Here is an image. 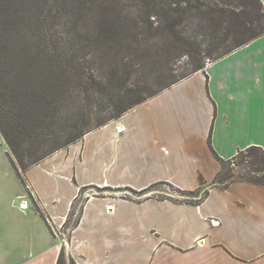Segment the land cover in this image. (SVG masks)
I'll return each instance as SVG.
<instances>
[{
  "label": "crops",
  "instance_id": "obj_1",
  "mask_svg": "<svg viewBox=\"0 0 264 264\" xmlns=\"http://www.w3.org/2000/svg\"><path fill=\"white\" fill-rule=\"evenodd\" d=\"M249 147L264 151V34L29 167L24 185L0 134V264H56L50 223L88 188L142 197L89 199L78 264H264V185L227 180Z\"/></svg>",
  "mask_w": 264,
  "mask_h": 264
},
{
  "label": "trees",
  "instance_id": "obj_2",
  "mask_svg": "<svg viewBox=\"0 0 264 264\" xmlns=\"http://www.w3.org/2000/svg\"><path fill=\"white\" fill-rule=\"evenodd\" d=\"M9 27L26 32L34 55L9 72L0 49V134L24 185L29 167L204 69L205 57L217 61L262 36L264 9L259 0H0V47ZM151 39L161 70L158 89L144 96L132 78ZM182 57L193 66L175 79L164 65ZM242 153L251 175L237 180L264 185V151L249 147L229 164Z\"/></svg>",
  "mask_w": 264,
  "mask_h": 264
},
{
  "label": "rangeland",
  "instance_id": "obj_3",
  "mask_svg": "<svg viewBox=\"0 0 264 264\" xmlns=\"http://www.w3.org/2000/svg\"><path fill=\"white\" fill-rule=\"evenodd\" d=\"M244 1L247 2L249 0H244ZM187 24H189L188 27L192 25L190 20L187 22ZM245 31L246 30H244L243 32H241V31L238 32L239 38L242 39V37H245L248 35V33H246L248 31H246V32ZM249 33H250V31H249ZM3 39H5V43L0 47V49L3 48L5 50L2 53L1 59H3L6 62V66H7L6 69L9 72L18 71L21 68V66L23 65L24 60L27 59V57H34L33 48L29 45L30 44L29 38L27 37L26 32L24 30L22 31L21 28L13 29V28L9 27L8 30L5 31V37ZM202 40H204V38H202ZM198 41H199V38H198ZM206 43L208 44V40L206 41ZM157 48H158V45L155 44V41L152 39L146 43L143 50L146 51L145 57H146L147 61L144 62V64L142 66L137 67L138 71H137V73L134 74V76L132 78L133 84H135L139 81H140L139 83H142V84H140V86H142V87L144 86V88H143L144 92H142V94L144 96L146 95V92H145L146 89H149L152 91H155L158 89V87H157V85H158L157 84L158 83L157 82L158 81V71L161 69H160V67H158L159 65L156 64L157 60L152 57V52H154V50H156ZM203 49H205V48H203ZM148 54H149V56H147ZM145 57H144L143 61L145 60ZM215 58H216V54L214 53L212 57H205L203 59V62L205 65L208 63L210 64L213 61H215ZM190 59L191 58H188V57L187 58L182 57L180 60H178L176 62L173 61L171 63V61H169L166 65H164V69H167L168 70V71L166 70L167 73L170 75L173 74L174 78L176 79L177 76L186 74L192 68L193 63L191 62L192 59L191 60ZM138 60H140V58L137 59V61ZM140 61L143 62L142 60H140ZM136 62H134V64ZM94 74H96V73H94ZM95 110H97V109H91V108L89 109V111L92 113V117L97 115V112ZM86 113L89 114V112H86ZM107 113H105V115ZM93 120H94V118H93ZM93 126H94V121L87 128L92 129V128H94ZM67 148H65V149H67ZM62 150H64V149H62ZM244 157H246L247 159L245 158L246 159L245 160ZM233 162L234 163L229 164L230 169H228L229 170L228 171L229 175L227 176L228 181L237 180L238 178L242 177L243 175H247V176L251 175L250 163L252 162V158L249 157L247 154H243V153L239 154L233 160ZM152 190L158 191V192H163V193L172 195L173 197L175 196V198H177L176 196H178L176 193H172V192L169 193V191L170 190L172 191V189H170V187H168L167 185H159V186H156ZM145 194H148V193H145ZM145 194H143V195H145ZM77 196H78V199L74 202L70 215L68 216L67 220L60 225L61 229H58L57 228L58 226L56 224L54 225V224L50 223V230H51L52 235L54 236L55 239L59 240L61 243V251H60V255L58 257V259L60 261L58 262V260H57L58 264H78L77 259H75L73 256L69 255V253H79L80 248H81V247H79V248L75 249V248L71 247L72 243H76V242H73V239L75 237L73 232H74L75 228L81 222V220L83 218V212L82 211H83L84 207L88 204V201H89V199H91V197L95 198L94 203H98L100 201V199H102V198H118V199L136 201L138 198L142 197L141 195H138V194L135 195V194L131 193L130 191H124V190L123 191H104V190H100V189L97 190V189H91V188H88L85 190L83 189L80 192V194H78ZM162 197H164V196L163 195H155V198H162ZM108 201L109 200H107V202ZM31 206H33L34 209L36 210V208L33 204H31L30 207ZM77 235L78 236L76 237V239L78 240V244H80L81 240L84 237V233L80 232ZM79 238H80V242H79ZM57 262H56V264H57ZM79 264H82L81 260H80Z\"/></svg>",
  "mask_w": 264,
  "mask_h": 264
},
{
  "label": "built area",
  "instance_id": "obj_4",
  "mask_svg": "<svg viewBox=\"0 0 264 264\" xmlns=\"http://www.w3.org/2000/svg\"><path fill=\"white\" fill-rule=\"evenodd\" d=\"M209 64V63H208ZM208 64H206V65H208ZM211 64V63H210ZM209 64V65H210ZM123 131V129L122 128H120V130H118V133H120V132H122ZM58 229H61V226L60 225H58V227H57Z\"/></svg>",
  "mask_w": 264,
  "mask_h": 264
}]
</instances>
